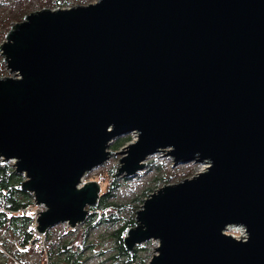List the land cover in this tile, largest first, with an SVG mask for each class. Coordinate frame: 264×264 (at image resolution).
Masks as SVG:
<instances>
[{
  "label": "water",
  "instance_id": "obj_1",
  "mask_svg": "<svg viewBox=\"0 0 264 264\" xmlns=\"http://www.w3.org/2000/svg\"><path fill=\"white\" fill-rule=\"evenodd\" d=\"M0 50V158L45 207L39 234L84 222L99 184L82 178L133 131L115 175L160 151L209 165L143 199L125 250L156 240L145 264H264V0L44 7Z\"/></svg>",
  "mask_w": 264,
  "mask_h": 264
},
{
  "label": "rangeland",
  "instance_id": "obj_2",
  "mask_svg": "<svg viewBox=\"0 0 264 264\" xmlns=\"http://www.w3.org/2000/svg\"><path fill=\"white\" fill-rule=\"evenodd\" d=\"M26 1V8L22 12H19L17 14V16H20V18L17 19H15L16 15L6 16L7 14L12 13L15 10L14 7L9 5L7 7L0 8V44L5 40L7 32L14 26L15 23L21 21L23 17L29 12L39 10L40 7L51 8L48 5L52 0ZM94 1L96 0H67L68 3L65 6L61 7L85 5ZM56 7L57 6L53 8ZM13 19H15L13 21V24H11V26L6 30V28L3 27L4 24L2 23ZM10 75L12 74L7 69L6 62L4 61L3 55L1 54L0 50V77ZM135 138L136 133L133 131L126 132L125 134H120L113 138L109 143V148L107 149L111 152L109 157L104 161L102 165L96 166L89 172H87L82 179L81 185L90 183L92 181L97 182L99 184V198L101 196H109L108 201L111 206L108 209H104L102 211L99 209L91 211L89 209V205L85 207V209L89 211V214L86 215L85 220L91 217V215L95 211L97 212L96 216L94 215V218H97V215H102L103 218L100 219L102 223L95 225L91 229L90 233L87 236V242L84 244V248H79V250H82L81 256L79 258L81 263L79 264H123L116 254L117 243L115 242V237L111 236V234L116 229H119L124 220L129 217L132 211L130 207L138 205L139 209L143 204V199L147 198L149 193L153 192L155 189L161 187L162 185L167 184L163 183L165 179H167L169 183H175L185 177H190L196 172L205 169V166L207 165L206 163H195L193 161L188 163L174 164L172 162L173 159L171 155H163L166 152L158 154L154 153L146 159V164L144 165V167L138 170L134 175L125 176V173L115 175L118 171L119 158L124 156V154H119L118 151L128 142H133ZM118 142L120 143V145L116 147L115 143ZM0 163L12 166V161L4 162L2 158H0ZM18 174L22 175V173ZM148 188H151L153 191H150L148 194L144 195V192ZM30 194L32 195V193ZM139 197H142L140 203L138 201ZM44 209L45 207L43 205H37L34 202V204L30 206L29 210V213H31L34 218V225L32 226V228L34 229L33 233L34 235H37L34 239H37L38 237L41 238L39 240L40 243L38 245V248L44 253L46 249V236H52L53 238L60 237V239L62 240H67L68 238H75V236L77 235L72 242L73 248L81 242V238H85L83 235L84 229H82L84 222L76 224L75 226H70L67 223H58L54 226H51L44 233V235L38 236V231L34 227L36 224L35 219L38 212ZM110 211H112V214H110ZM106 215H110L112 217L115 216L117 218L116 222L103 221L102 219H106ZM227 232L231 233L235 237H240L244 234L243 228L239 227H231L227 230ZM136 246L138 247V257L146 258L145 262L143 263L145 264L148 262L154 248L156 247V240H148L147 242L138 244ZM116 255L117 261L114 259ZM60 261L61 264H65L64 262H62L61 258Z\"/></svg>",
  "mask_w": 264,
  "mask_h": 264
},
{
  "label": "trees",
  "instance_id": "obj_3",
  "mask_svg": "<svg viewBox=\"0 0 264 264\" xmlns=\"http://www.w3.org/2000/svg\"><path fill=\"white\" fill-rule=\"evenodd\" d=\"M67 3H68L67 0H52L48 6H50L51 8L55 6L61 7V6H65ZM17 18H20V16L16 15L15 19ZM15 19L8 20L7 22L6 21L3 22L2 23L4 24L3 27H5L7 30L11 26V24H13V21ZM119 145H120L119 142L115 143L116 147H118ZM0 175L9 179L4 183L11 184V188H10L11 190H9L10 196L8 198H5V201L7 202V204L10 205L9 209L16 210L21 206L26 207L27 209L31 205H33L34 203L33 196L30 193L20 190V187L22 185V180H23L22 175L15 173L14 168L11 165L1 164V163H0ZM163 183H169V181L165 179ZM150 191H153V190L151 188L146 189V191L144 192V195L148 194ZM141 199L142 197H139L138 199L139 203L141 202ZM108 200H109V196H101L99 198V201L95 205L90 206L89 209L91 211L97 210V209L101 211L104 209H108L111 206ZM138 207H139L138 205L131 206L130 208L132 209V211L129 217L124 220V222L121 224L119 229H116L111 234V236L115 237V240H116L115 242L117 243L116 254L118 255L120 261L123 264H143L146 260V258L138 257L137 255L138 247L137 246L134 247V249L131 252H128L125 250L123 246V241H122L127 229L134 225L135 212L138 209ZM96 212L97 211H95L91 215V217H89L88 219L84 221L82 229H84L83 235L85 238H81V242L76 247H74L75 250L72 246V242L76 238L77 235L75 236V238H68L67 240H62L60 239V237L53 238L52 236H46L45 253L42 250H40L38 248V245L40 243L39 240L41 238L38 237L37 239H34L35 236H37L36 234L34 235L33 233L34 229L32 228V226L34 225L33 224L34 218L32 214L29 212L27 215L23 217H19V218H24L22 222L19 220L18 217L13 215L11 217V224L14 229V232L18 233L19 236H21L20 239H23V241L29 244L28 249L30 253L37 254L42 257H49L50 259H53V261H55L56 259L60 260L61 258L62 262H64L65 264H79L81 263L79 258L82 252V250H79V248L80 247L84 248V244L87 242V236L90 233L91 229L95 225L102 223V221H100V219L103 218L102 215H97L98 217L94 218V215L96 216ZM110 214H112V211H110ZM105 218L106 219H102V220L103 221H113V222H116L117 220L115 216L112 217L110 215H106ZM2 221H4V219H2ZM21 224L23 225V227H26L27 230L22 229ZM44 233L43 234L38 233L39 234L38 236L44 235ZM22 234H25V236L22 237ZM117 255L116 257H114L116 261H117Z\"/></svg>",
  "mask_w": 264,
  "mask_h": 264
},
{
  "label": "flooded vegetation",
  "instance_id": "obj_4",
  "mask_svg": "<svg viewBox=\"0 0 264 264\" xmlns=\"http://www.w3.org/2000/svg\"><path fill=\"white\" fill-rule=\"evenodd\" d=\"M26 4V0H0V8L10 5L15 9L12 13L7 14L6 16L17 15L26 8ZM39 9H41V7ZM7 180L9 179L0 175V264H61L59 259L53 261V259H50L49 257L31 254L28 249L29 244L23 241V239H20L21 236L14 232L11 224V217L13 215L18 218L23 217L27 215L29 211L23 206L16 210L9 209L10 205L7 204L5 198L10 196L9 190H11V184L4 183ZM21 187L20 190L27 192ZM2 219H4V221H2ZM19 220L22 222L24 218H19ZM21 227L22 229L27 230L22 224ZM24 236L25 234H22V237Z\"/></svg>",
  "mask_w": 264,
  "mask_h": 264
},
{
  "label": "bare ground",
  "instance_id": "obj_5",
  "mask_svg": "<svg viewBox=\"0 0 264 264\" xmlns=\"http://www.w3.org/2000/svg\"><path fill=\"white\" fill-rule=\"evenodd\" d=\"M134 141H135V140H134ZM134 141H133V142H134ZM131 143H132V142H131ZM164 152H165V151H160L159 153H164ZM156 154H158V153H156ZM206 164H207V165L205 166V169H206V167L209 165L207 162H206ZM82 179H83V178H82ZM81 184H82V181H81ZM80 187H81V185H80Z\"/></svg>",
  "mask_w": 264,
  "mask_h": 264
},
{
  "label": "built area",
  "instance_id": "obj_6",
  "mask_svg": "<svg viewBox=\"0 0 264 264\" xmlns=\"http://www.w3.org/2000/svg\"><path fill=\"white\" fill-rule=\"evenodd\" d=\"M34 204V203H33ZM27 210L29 211L30 210V207L29 208H27Z\"/></svg>",
  "mask_w": 264,
  "mask_h": 264
}]
</instances>
